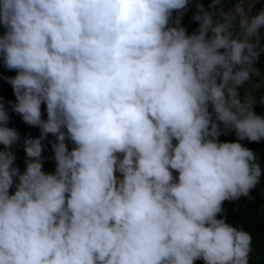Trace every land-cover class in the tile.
I'll return each mask as SVG.
<instances>
[{
    "label": "clouds",
    "instance_id": "9594fccd",
    "mask_svg": "<svg viewBox=\"0 0 264 264\" xmlns=\"http://www.w3.org/2000/svg\"><path fill=\"white\" fill-rule=\"evenodd\" d=\"M192 2L0 0L7 104L40 130L21 171L0 97V264H250L253 237L223 205L262 176L240 141L264 140V115L240 89L264 9L197 3L189 34Z\"/></svg>",
    "mask_w": 264,
    "mask_h": 264
},
{
    "label": "trees",
    "instance_id": "16d2710c",
    "mask_svg": "<svg viewBox=\"0 0 264 264\" xmlns=\"http://www.w3.org/2000/svg\"><path fill=\"white\" fill-rule=\"evenodd\" d=\"M211 2L212 0H193V2L189 4L182 20V26L188 30L189 34L193 33L199 28V24L191 19L194 12L196 11L197 3L203 4L206 9L211 10L209 9V5L211 4ZM236 2L237 1L234 0H223L221 6L225 10L232 9L235 6ZM262 9H264V0L257 1L255 6L251 9L250 15H255ZM3 31V28H0V34H2ZM260 32L262 39L258 48L264 46V28H261ZM256 70L259 73L252 78L251 83L253 85L258 84L260 76H264V63L260 60H258L257 62ZM15 74L16 73L14 71L7 70L3 67L2 63H0V97L3 98L5 105L9 111L10 122L8 126L15 128L21 136V141L15 148V152L17 156L16 166L19 167L22 171L25 167L26 159L25 153L22 148L23 139L26 137H39L40 130L38 128L31 127L25 124L22 121V118L12 112L10 106L7 104L8 101H12L14 103L15 97L13 95L11 86L7 83L6 78L15 76ZM247 93L248 90H246L245 88L240 89V96L242 99L245 98V95ZM262 97H264V91L262 94H256L254 96V111L258 115H264V104L260 103ZM44 118H46V113ZM233 136L236 138L234 132ZM220 140L224 141L223 135L220 137ZM50 142L52 141L48 136L47 140L44 142L46 147L43 152V155L45 157L43 167L46 172L55 171V161L53 159V152ZM240 142L245 147L256 153L258 161L262 168V176L260 183L250 192L248 197H241L236 201H225L223 205L224 214L227 217V222L236 227H243L244 230L252 235L253 251L250 255V264H264V140L258 143L249 142L248 140ZM50 155L51 158H49ZM196 264H203V261H197Z\"/></svg>",
    "mask_w": 264,
    "mask_h": 264
},
{
    "label": "rangeland",
    "instance_id": "374dc122",
    "mask_svg": "<svg viewBox=\"0 0 264 264\" xmlns=\"http://www.w3.org/2000/svg\"><path fill=\"white\" fill-rule=\"evenodd\" d=\"M234 1H237V0H234ZM257 1H262V0H255V4H256ZM255 4H254V6H255ZM246 11H248L247 7H246ZM249 14H250V13H249ZM261 48H264V46L261 47ZM256 50H257V51H260V48H257ZM258 60H260L261 62L264 63V51H261V52H260V55H259ZM258 60H257L256 63L253 65V67H254L255 69H256V65H257ZM251 82H252V81H250L248 84H246L243 88H245L246 90H248V93L245 95V98L247 99V98H249V97L251 96L252 99L254 100V96H255L256 94H259V95H260V94H262L263 91H264V76H260V77H259V82H258V84H254V85H253ZM223 137H224V141H229V142H231V141H235V140H236V138L233 136V132L227 133V134L223 135ZM49 139H50L52 142L55 141V138H54L53 136H51V135H49ZM249 142H250V141H249ZM249 142H248V143H249ZM68 146H69V148L71 149L72 144H71L70 142H68ZM52 154H53V153H52ZM49 158H51V155L49 156Z\"/></svg>",
    "mask_w": 264,
    "mask_h": 264
}]
</instances>
